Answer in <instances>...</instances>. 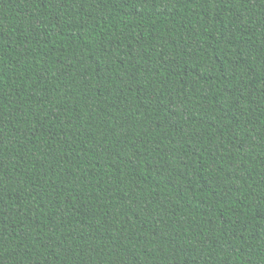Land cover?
<instances>
[{
  "label": "trees",
  "instance_id": "1",
  "mask_svg": "<svg viewBox=\"0 0 264 264\" xmlns=\"http://www.w3.org/2000/svg\"><path fill=\"white\" fill-rule=\"evenodd\" d=\"M0 264H264V0H0Z\"/></svg>",
  "mask_w": 264,
  "mask_h": 264
}]
</instances>
